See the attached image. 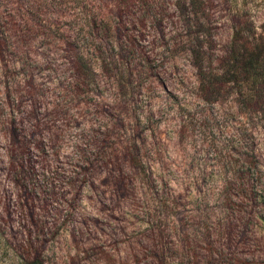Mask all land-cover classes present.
I'll use <instances>...</instances> for the list:
<instances>
[{"label":"rangeland","instance_id":"obj_1","mask_svg":"<svg viewBox=\"0 0 264 264\" xmlns=\"http://www.w3.org/2000/svg\"><path fill=\"white\" fill-rule=\"evenodd\" d=\"M80 4L113 26L107 60L135 52L115 62L126 93L98 68L71 92ZM0 20L10 43L0 56V264H17L28 232L43 264H264V127L249 131L256 173L241 177L244 119L233 96L199 99L192 56L206 46L218 66L237 21L264 35V0L198 10L135 0L124 11L117 0H0ZM81 160L88 183L73 205L19 207L13 166ZM241 182L253 188L237 194Z\"/></svg>","mask_w":264,"mask_h":264},{"label":"trees","instance_id":"obj_2","mask_svg":"<svg viewBox=\"0 0 264 264\" xmlns=\"http://www.w3.org/2000/svg\"><path fill=\"white\" fill-rule=\"evenodd\" d=\"M75 1V0H74ZM119 7L127 9L135 0H117ZM142 5H146L149 0H139ZM190 9H201L206 0H182ZM78 4V3H77ZM78 19L81 22L79 32L77 33V58L74 60V76L79 80L72 86V91H79L80 86L88 84V80L95 77L96 68L101 71H107L117 75L115 83L117 87L124 89L125 93L131 83L124 85L123 73L120 66L115 62L125 59L126 56H132L135 52L129 48L125 55L120 54L121 59L107 60L109 50H106L104 44H107V37L112 35L113 26L106 22L97 24L98 15L90 12L91 8L82 6L76 7ZM90 9V10H89ZM2 23V20H0ZM0 23V56H4L5 47L9 46V38L4 36L1 29L4 27ZM264 27V26H262ZM86 29V30H85ZM232 35L224 50L222 57L218 59V66L208 63L209 54L206 52V46H200L193 52L194 67L198 72V97L207 104L218 103L220 100L233 96L238 113L243 117L241 139L246 152L244 162L238 171L241 177L255 174L256 160L250 146L247 143L252 139L249 132L253 127H264V35L258 33L257 26L250 20L237 21L232 26ZM103 33L100 35L98 33ZM114 32V31H113ZM89 33V34H88ZM92 34V35H91ZM77 59V61H76ZM145 64L147 73H153V67L147 57H141ZM126 79V78H125ZM65 99H71L67 97ZM100 152L103 147H100ZM97 152V153H100ZM110 155V154H108ZM131 153V165H138L139 158ZM248 158V160H246ZM84 160L74 162L71 168H42L39 170L30 162L24 165L13 166L11 169V182L15 185L17 195H19V207L27 208L30 211L47 212L49 209L57 210L59 207H69L73 205L74 199L69 197L76 196L80 188L88 181L83 176L86 171L82 164H88ZM83 170L84 174H81ZM246 178H249L247 176ZM245 178V179H246ZM240 180L242 178L239 177ZM253 187L245 182L239 184L238 193H245ZM63 192V193H62ZM48 209V210H47ZM50 212V211H49ZM28 230H24L23 234ZM55 234V230H50L47 237ZM34 238L37 234L28 232L26 239L21 245V252L13 253L17 264H43L42 250L35 246Z\"/></svg>","mask_w":264,"mask_h":264}]
</instances>
